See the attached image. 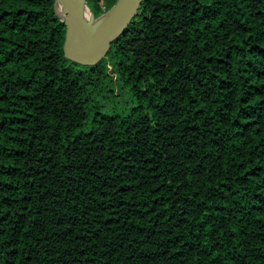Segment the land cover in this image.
I'll return each mask as SVG.
<instances>
[{"label": "trees", "instance_id": "obj_1", "mask_svg": "<svg viewBox=\"0 0 264 264\" xmlns=\"http://www.w3.org/2000/svg\"><path fill=\"white\" fill-rule=\"evenodd\" d=\"M65 35L0 0V264H264V0H143L93 65Z\"/></svg>", "mask_w": 264, "mask_h": 264}, {"label": "water", "instance_id": "obj_2", "mask_svg": "<svg viewBox=\"0 0 264 264\" xmlns=\"http://www.w3.org/2000/svg\"><path fill=\"white\" fill-rule=\"evenodd\" d=\"M142 2L117 0L96 17L87 0H55L56 13L66 25L63 46L66 58L84 65L98 63L139 13Z\"/></svg>", "mask_w": 264, "mask_h": 264}, {"label": "bare ground", "instance_id": "obj_3", "mask_svg": "<svg viewBox=\"0 0 264 264\" xmlns=\"http://www.w3.org/2000/svg\"><path fill=\"white\" fill-rule=\"evenodd\" d=\"M59 10H61L60 7H59Z\"/></svg>", "mask_w": 264, "mask_h": 264}]
</instances>
